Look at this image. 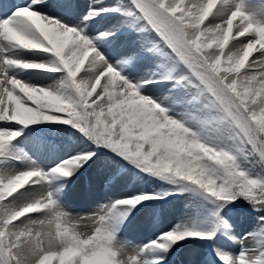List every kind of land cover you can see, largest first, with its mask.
I'll return each instance as SVG.
<instances>
[{"label":"snow or ice","instance_id":"6c2138e0","mask_svg":"<svg viewBox=\"0 0 264 264\" xmlns=\"http://www.w3.org/2000/svg\"><path fill=\"white\" fill-rule=\"evenodd\" d=\"M0 264H264V4L0 0Z\"/></svg>","mask_w":264,"mask_h":264},{"label":"rangeland","instance_id":"374dc122","mask_svg":"<svg viewBox=\"0 0 264 264\" xmlns=\"http://www.w3.org/2000/svg\"><path fill=\"white\" fill-rule=\"evenodd\" d=\"M81 2H87V0H81ZM70 191V190H69ZM68 191V196L70 197L69 205L70 208H75L76 204L81 205V208L73 209L76 211V214L82 212V210L89 209L95 210L97 203L103 202L107 199V194L97 185L95 189V194L93 196H86L82 193L81 187L79 183L73 185L71 187V192ZM99 201V202H97ZM68 210V209H67ZM70 212V210H68ZM71 213V212H70ZM74 214L73 216H75ZM188 214L187 208V200L182 197H178L173 199L170 202L169 210L165 216L164 223L165 225H172L177 222H180L182 218H184ZM243 226H251L250 220H242L238 224V231L242 230ZM146 233L143 230H139L136 226H130L121 237L123 240L130 241L134 244H138L139 242L145 239ZM226 249L234 251L237 247L234 244L229 242H223Z\"/></svg>","mask_w":264,"mask_h":264},{"label":"bare ground","instance_id":"6f19581e","mask_svg":"<svg viewBox=\"0 0 264 264\" xmlns=\"http://www.w3.org/2000/svg\"><path fill=\"white\" fill-rule=\"evenodd\" d=\"M111 2V1H110ZM83 3H85V2H83ZM256 3L257 4H264V0H256ZM231 43V42H230ZM64 203H65V208L66 209H69V207H68V203H69V198H65V201H64ZM80 206V205H79ZM87 214H89V213H83V212H80L79 214H76V215H87ZM75 215V216H76ZM81 223H82V225L83 224H88L89 226L91 225V221L90 220H83V221H81ZM251 226H249V227H247V226H243L242 227V230H240L239 232H241V233H243V232H246L249 228H250ZM83 230V229H82ZM139 230L141 231L142 229H140L139 228ZM144 232V231H143ZM123 235H124V233H123ZM122 235V236H123ZM122 239V238H121ZM245 243L247 244V243H250L249 241H245ZM235 245V244H234ZM237 248L234 250V251H236L237 249H238V247H239V245H235Z\"/></svg>","mask_w":264,"mask_h":264}]
</instances>
